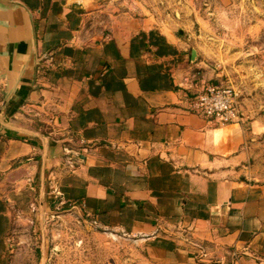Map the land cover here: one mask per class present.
Listing matches in <instances>:
<instances>
[{"label": "crops", "instance_id": "obj_1", "mask_svg": "<svg viewBox=\"0 0 264 264\" xmlns=\"http://www.w3.org/2000/svg\"><path fill=\"white\" fill-rule=\"evenodd\" d=\"M153 1H0V264L41 196L140 245L137 264H264V115L189 111L199 53Z\"/></svg>", "mask_w": 264, "mask_h": 264}, {"label": "rangeland", "instance_id": "obj_2", "mask_svg": "<svg viewBox=\"0 0 264 264\" xmlns=\"http://www.w3.org/2000/svg\"><path fill=\"white\" fill-rule=\"evenodd\" d=\"M153 2L154 13L178 19L192 36L197 77L233 85L245 112L264 115V0ZM112 12L96 10L86 27L109 33ZM48 203L20 219L10 264H137L142 258V247L123 234L103 231L79 209Z\"/></svg>", "mask_w": 264, "mask_h": 264}, {"label": "built area", "instance_id": "obj_3", "mask_svg": "<svg viewBox=\"0 0 264 264\" xmlns=\"http://www.w3.org/2000/svg\"><path fill=\"white\" fill-rule=\"evenodd\" d=\"M188 109L221 126L239 122L244 117L240 92L233 85L222 82L206 83L188 99Z\"/></svg>", "mask_w": 264, "mask_h": 264}, {"label": "water", "instance_id": "obj_4", "mask_svg": "<svg viewBox=\"0 0 264 264\" xmlns=\"http://www.w3.org/2000/svg\"><path fill=\"white\" fill-rule=\"evenodd\" d=\"M0 1L8 2V3H15V2H13V0H0ZM196 55H197V51L195 49H193L192 50V57H193V59L196 58ZM40 206L44 210L45 204H44V198L42 196L40 198Z\"/></svg>", "mask_w": 264, "mask_h": 264}]
</instances>
